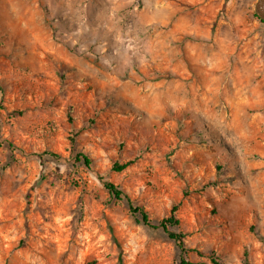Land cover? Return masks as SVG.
<instances>
[{
    "label": "rangeland",
    "instance_id": "rangeland-1",
    "mask_svg": "<svg viewBox=\"0 0 264 264\" xmlns=\"http://www.w3.org/2000/svg\"><path fill=\"white\" fill-rule=\"evenodd\" d=\"M255 3L0 0V264H264Z\"/></svg>",
    "mask_w": 264,
    "mask_h": 264
},
{
    "label": "trees",
    "instance_id": "trees-1",
    "mask_svg": "<svg viewBox=\"0 0 264 264\" xmlns=\"http://www.w3.org/2000/svg\"><path fill=\"white\" fill-rule=\"evenodd\" d=\"M254 17L261 24L264 25V22H262L256 15H254ZM71 142H74V141L72 140ZM48 155L56 158V155H54V154H48ZM71 158L73 159V161L75 163H77V164L80 163L85 168L92 171V161L85 154L79 153V152H77V153L71 152ZM129 165H130L129 162L124 163L122 165L114 164L112 170H114L116 172H121L125 168H127ZM103 187L113 200H115L117 202H125L126 205L128 206L129 211L133 215L137 216L143 225L150 227L151 229L162 230L170 240L175 242L178 250L180 251V253H181L180 264H189L185 261V257H184V254L187 252V249H186L184 242H183V235L181 233L175 231V228L178 227V225H179V220L176 217V213L178 210L177 205L173 206L171 208L168 217L160 220L159 222L152 223L150 221V219L148 218V215L142 209H140L138 207H134L133 202L130 199V197H128L120 188H118L117 186H115L112 183L107 182V181L103 183ZM212 262L214 264H217L214 260H212Z\"/></svg>",
    "mask_w": 264,
    "mask_h": 264
},
{
    "label": "water",
    "instance_id": "water-1",
    "mask_svg": "<svg viewBox=\"0 0 264 264\" xmlns=\"http://www.w3.org/2000/svg\"><path fill=\"white\" fill-rule=\"evenodd\" d=\"M255 15L264 22V0H256Z\"/></svg>",
    "mask_w": 264,
    "mask_h": 264
}]
</instances>
